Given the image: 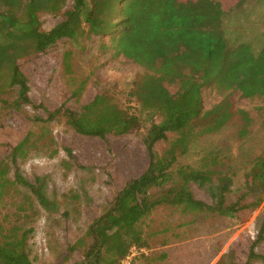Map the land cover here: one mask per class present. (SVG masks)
<instances>
[{
	"label": "rangeland",
	"instance_id": "374dc122",
	"mask_svg": "<svg viewBox=\"0 0 264 264\" xmlns=\"http://www.w3.org/2000/svg\"><path fill=\"white\" fill-rule=\"evenodd\" d=\"M214 1L224 11L222 22L229 46L244 43L257 54L264 46V0ZM72 6L73 0H66L60 11L39 14L40 29L48 31L64 20L65 11ZM106 44L103 37L82 36L76 43L62 38L45 52L22 57L17 65L27 81L28 101L14 104L17 89L0 96V163L8 164L10 180L18 172L40 187L50 202L42 206L21 184L13 185L0 199L4 226L28 231L26 251L31 264L82 262L90 246L85 236L89 225L128 181L148 167L144 138L160 116L143 109L131 96L135 82L146 71ZM217 86L213 83L201 89L203 111L227 101L230 111L248 113L247 132L237 137L240 121L234 115L214 134L194 139L188 152L176 149L177 160L170 170L198 167L203 155L215 152L217 173L210 182L189 183L192 195L206 205H216L219 179L227 177L223 205L238 203L245 208L233 217H224L158 205L138 224L144 242L131 264H246L253 242L257 257L249 264H264V194L254 206L251 203L259 192L246 187L247 170L264 154V96L245 98ZM164 87L170 94L178 90L176 84L164 83ZM102 94L118 107H132L138 121L130 131L118 135L106 131L101 138L80 134L68 124L64 111L80 114ZM175 138L176 133H168L166 140L155 143L154 152L162 155ZM20 143L13 159V149ZM166 189L168 186L152 190L149 199H159Z\"/></svg>",
	"mask_w": 264,
	"mask_h": 264
},
{
	"label": "trees",
	"instance_id": "16d2710c",
	"mask_svg": "<svg viewBox=\"0 0 264 264\" xmlns=\"http://www.w3.org/2000/svg\"><path fill=\"white\" fill-rule=\"evenodd\" d=\"M66 0H0V96L17 89L14 104L28 101L27 81L17 60L33 53L45 52L57 40L66 38L76 43L82 36L106 38V46L116 54L142 67L146 73L135 82L131 96L143 109L159 114L144 138L149 155L147 169L128 181L113 198L110 206L86 230L90 246L79 264H120L133 246H143L138 224L158 205L180 207L184 211L217 213L233 217L245 206L223 205V192L228 178L220 177L216 205H206L194 198L189 183H206L217 173L219 162L215 152L201 157L200 166H181L170 170L177 160L175 153L190 149V143L204 135L219 131L234 115L239 117L241 138L250 122L244 110L230 111L222 100L203 111L200 92L204 86L219 84L221 90L237 91L242 97L264 96V46L253 54L247 44L229 46L223 29L224 11L214 0H73L64 20L48 31L40 29L39 14H54ZM166 84L178 85L170 94ZM132 107L123 109L106 95H96L78 114L64 111L67 122L76 132L103 138L106 131L125 134L138 121ZM175 138L162 155L154 152L157 141ZM22 145L13 149V159ZM68 155L70 151L66 150ZM9 166L0 163V199L13 185L28 187L38 202H50L40 187L28 183L18 172L12 180ZM248 191H256L252 205L264 194V154L254 159L246 172ZM226 181L227 183H223ZM159 199H149L152 190H164ZM19 209H23L21 204ZM28 231L18 226L6 227L0 220V264H31L26 251ZM255 242L248 260L257 257ZM264 262V259H263Z\"/></svg>",
	"mask_w": 264,
	"mask_h": 264
},
{
	"label": "built area",
	"instance_id": "2783aa9c",
	"mask_svg": "<svg viewBox=\"0 0 264 264\" xmlns=\"http://www.w3.org/2000/svg\"><path fill=\"white\" fill-rule=\"evenodd\" d=\"M139 248L133 246L129 249L128 254L122 259L120 264H131L132 258L135 256L136 253L139 252Z\"/></svg>",
	"mask_w": 264,
	"mask_h": 264
}]
</instances>
